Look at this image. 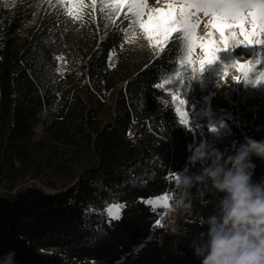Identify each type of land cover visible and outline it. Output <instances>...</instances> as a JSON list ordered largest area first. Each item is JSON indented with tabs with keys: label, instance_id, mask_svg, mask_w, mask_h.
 I'll list each match as a JSON object with an SVG mask.
<instances>
[{
	"label": "trees",
	"instance_id": "16d2710c",
	"mask_svg": "<svg viewBox=\"0 0 264 264\" xmlns=\"http://www.w3.org/2000/svg\"><path fill=\"white\" fill-rule=\"evenodd\" d=\"M28 3L0 13V253L14 249L17 264H116L157 229L166 210L146 199L175 186L194 142L157 87L188 44L174 33L155 53L92 0L74 12ZM257 111L231 123L236 140L264 138V98ZM110 202L123 203L119 218ZM201 231L181 225L166 264H200L189 240Z\"/></svg>",
	"mask_w": 264,
	"mask_h": 264
},
{
	"label": "rangeland",
	"instance_id": "374dc122",
	"mask_svg": "<svg viewBox=\"0 0 264 264\" xmlns=\"http://www.w3.org/2000/svg\"><path fill=\"white\" fill-rule=\"evenodd\" d=\"M28 1L31 0H2L0 13L11 9L12 4L19 2H26L28 6L30 4ZM47 1L50 5L60 1L70 10L73 8L78 10L80 5L87 0ZM92 2L93 6L105 9L114 20L120 17L126 19L127 8L117 11L115 0H92ZM173 2L179 6L182 0H143L144 11L149 13L153 9L167 10V5ZM211 19L202 12L197 13V19L194 21V37L199 39L197 45L191 50H189V44L184 35L175 33L188 44V54L186 59L180 60L164 75L161 85L172 94L179 117L187 113L183 123L192 131L193 143L199 139H208L217 141L221 147H224L230 140H236L231 123L245 122L248 117L254 122L257 120V104L264 98V44H231L229 42L228 46L224 47L223 42L218 40V31L210 25ZM129 22L126 33L130 38L136 44L151 47L155 53L160 54L171 38L163 43L150 41L138 24L133 25L130 20ZM209 39L217 41L216 46L220 49L213 60L206 61L200 66V60L205 58L204 49L200 44ZM260 39H264V36ZM63 59L61 56L62 66ZM242 64L247 65V71H241L240 65ZM257 161L264 172V162ZM178 176L179 173L175 176L176 184L172 189L146 199V203L154 207H164L166 210L164 216L158 221L155 232L137 250L116 264H130L147 259L166 264L177 253L176 234L179 227L183 224L195 227L202 217L212 211L216 197L209 188L205 187L191 190L189 199L192 209L190 213L181 211L180 207L175 205V201L171 200L170 196L173 192L178 193L179 191ZM165 196L167 200L162 199ZM123 207V203L110 202L105 210L109 218H119Z\"/></svg>",
	"mask_w": 264,
	"mask_h": 264
},
{
	"label": "clouds",
	"instance_id": "9594fccd",
	"mask_svg": "<svg viewBox=\"0 0 264 264\" xmlns=\"http://www.w3.org/2000/svg\"><path fill=\"white\" fill-rule=\"evenodd\" d=\"M177 178L178 193L170 196L190 213L191 190L209 188L216 197L212 211L199 220L204 229L189 247L200 264H264V176L254 179L256 160L264 162V138L245 136L221 147L199 139L189 146ZM16 252L0 253V264H17Z\"/></svg>",
	"mask_w": 264,
	"mask_h": 264
},
{
	"label": "snow or ice",
	"instance_id": "6c2138e0",
	"mask_svg": "<svg viewBox=\"0 0 264 264\" xmlns=\"http://www.w3.org/2000/svg\"><path fill=\"white\" fill-rule=\"evenodd\" d=\"M115 4L117 11L127 8L125 18L133 25L138 24L150 41L163 43L172 37L173 33H182L191 50L199 39L194 37V21L197 19V13L202 12L212 18L210 25L218 31V40L223 42L224 47H227L229 42L264 44V39H260L264 36V0H182L179 6L173 2L167 5V10L153 9L149 13L144 11L143 0H115ZM72 11L74 12L75 8ZM216 44L217 41L212 39L200 44L205 53V58L200 60V66L215 58L220 49ZM240 68L241 71H247V65L242 64ZM186 116L187 113H183L181 120ZM162 199L168 198L165 196Z\"/></svg>",
	"mask_w": 264,
	"mask_h": 264
}]
</instances>
